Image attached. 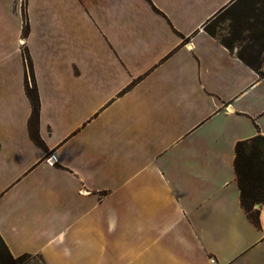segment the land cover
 <instances>
[{
    "label": "crops",
    "instance_id": "crops-1",
    "mask_svg": "<svg viewBox=\"0 0 264 264\" xmlns=\"http://www.w3.org/2000/svg\"><path fill=\"white\" fill-rule=\"evenodd\" d=\"M238 1L26 0L24 36L22 0H0V235L14 256L264 264V202L257 226L235 169L237 142L264 135V78L206 29ZM24 48L46 148L30 135Z\"/></svg>",
    "mask_w": 264,
    "mask_h": 264
},
{
    "label": "trees",
    "instance_id": "trees-1",
    "mask_svg": "<svg viewBox=\"0 0 264 264\" xmlns=\"http://www.w3.org/2000/svg\"><path fill=\"white\" fill-rule=\"evenodd\" d=\"M23 13L25 20L24 36H28L30 29L25 6ZM206 29L212 35H215V32L211 29L210 25H207ZM221 42L233 51L232 43L230 41L223 40ZM24 53L28 61L32 79V86H30L28 78L26 80V93L32 104V113L29 120L30 135L37 144L46 148L45 143L40 137L39 131L41 102L33 64L28 49L24 48ZM237 56L258 72V64L255 60L248 57L244 52H239ZM235 150V169L240 187L241 204L250 219L259 226V211L255 206L264 202V135L259 134L252 138L237 142ZM31 256L32 255L29 253L14 256L0 235V264H25V259Z\"/></svg>",
    "mask_w": 264,
    "mask_h": 264
},
{
    "label": "rangeland",
    "instance_id": "rangeland-1",
    "mask_svg": "<svg viewBox=\"0 0 264 264\" xmlns=\"http://www.w3.org/2000/svg\"><path fill=\"white\" fill-rule=\"evenodd\" d=\"M25 3L26 0H22L23 12ZM210 27L221 41L232 43L234 53L244 52L255 60L258 74L264 78V0H239L221 13ZM24 263L43 264L37 256L26 258Z\"/></svg>",
    "mask_w": 264,
    "mask_h": 264
},
{
    "label": "built area",
    "instance_id": "built-area-1",
    "mask_svg": "<svg viewBox=\"0 0 264 264\" xmlns=\"http://www.w3.org/2000/svg\"><path fill=\"white\" fill-rule=\"evenodd\" d=\"M26 61H27V59H26ZM28 82H29V84H30V86H32V79H31V75H30V71H29V68H28ZM54 157L53 156H51L49 159H48V162L50 163V164H53L54 162H53V159ZM255 207H257V206H255ZM214 261V260H213Z\"/></svg>",
    "mask_w": 264,
    "mask_h": 264
},
{
    "label": "water",
    "instance_id": "water-1",
    "mask_svg": "<svg viewBox=\"0 0 264 264\" xmlns=\"http://www.w3.org/2000/svg\"><path fill=\"white\" fill-rule=\"evenodd\" d=\"M256 206H259V204H257Z\"/></svg>",
    "mask_w": 264,
    "mask_h": 264
}]
</instances>
